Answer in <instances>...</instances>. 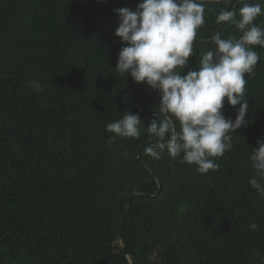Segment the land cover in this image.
<instances>
[{"label":"trees","instance_id":"1","mask_svg":"<svg viewBox=\"0 0 264 264\" xmlns=\"http://www.w3.org/2000/svg\"><path fill=\"white\" fill-rule=\"evenodd\" d=\"M197 2L205 22L189 69L215 50L214 35L240 34L237 16L216 20L237 0ZM137 3L0 0V264H132L118 244L131 193L122 245L134 264H264V197L249 184L251 148L264 140V48L251 46L261 59L244 77L247 126L210 157L220 167L202 174L167 150L155 160L146 127L163 119L159 93L114 67L113 10ZM254 22L264 27V14ZM238 107L225 98L222 112L234 120ZM127 111L141 135L110 140L106 123Z\"/></svg>","mask_w":264,"mask_h":264},{"label":"clouds","instance_id":"2","mask_svg":"<svg viewBox=\"0 0 264 264\" xmlns=\"http://www.w3.org/2000/svg\"><path fill=\"white\" fill-rule=\"evenodd\" d=\"M239 7L221 10L217 23L233 16L239 36L212 37L215 50L207 51L199 65L189 69L197 29L205 22V5L197 0H138L135 10L114 9L118 26L114 35L122 47L117 54L115 70L136 83L159 93V113L163 119H152L146 131L154 138L145 152L160 160L165 150L172 160L195 164L199 173L217 170L220 166L210 157H221L233 147L232 136L247 126L249 105L245 98V74L255 75L261 57L254 45L264 48V27L254 21L262 14L261 4L237 0ZM187 70L181 75L182 70ZM30 86L39 91L36 80ZM227 104L239 107L235 119L222 112ZM179 122L180 131H176ZM141 117L127 111L120 119L107 122L105 130L116 136L138 138ZM251 148L250 165L254 175L249 184L264 197V140ZM256 229L257 224L249 225Z\"/></svg>","mask_w":264,"mask_h":264},{"label":"water","instance_id":"3","mask_svg":"<svg viewBox=\"0 0 264 264\" xmlns=\"http://www.w3.org/2000/svg\"><path fill=\"white\" fill-rule=\"evenodd\" d=\"M158 191H159V188H158L157 192H156L154 195H156V194L158 193ZM131 198H132V193L129 195V197H128V199H127V201L125 202L124 207H123L122 216H121V227H120V233H119V236H118V244H119V246L124 250L125 255L129 258V261H130L132 264H134L133 260H132V259L130 258V256H129V253L126 251V249H125V248L123 247V245H122V239H123V226H124V221H125V211H126L127 206H128L129 203H130Z\"/></svg>","mask_w":264,"mask_h":264}]
</instances>
